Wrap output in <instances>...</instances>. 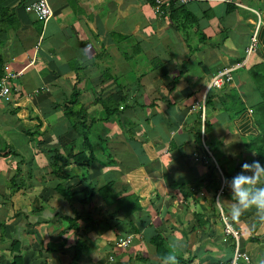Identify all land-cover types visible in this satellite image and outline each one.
Here are the masks:
<instances>
[{"label": "crops", "instance_id": "crops-1", "mask_svg": "<svg viewBox=\"0 0 264 264\" xmlns=\"http://www.w3.org/2000/svg\"><path fill=\"white\" fill-rule=\"evenodd\" d=\"M33 1L0 0V81L15 73L13 99H0V264L17 243L22 264H168L156 233L167 253L179 245L178 261L231 264L234 239L213 198L222 182L248 256L236 264H264V210H243L231 186L243 164L264 168V83L250 71L264 63V0H161V15L154 0H49L46 21ZM221 69L231 79L206 91ZM76 95L73 110L105 133L91 134L85 172L65 167L63 186L80 197L68 202L55 172L63 151L81 147L71 123L81 116L64 113ZM203 100L202 116L192 106ZM126 235L130 246L116 247Z\"/></svg>", "mask_w": 264, "mask_h": 264}, {"label": "trees", "instance_id": "trees-1", "mask_svg": "<svg viewBox=\"0 0 264 264\" xmlns=\"http://www.w3.org/2000/svg\"><path fill=\"white\" fill-rule=\"evenodd\" d=\"M251 73L253 75H257L258 81L261 83H264V63L258 64V65H254L251 67L250 69ZM260 88V93H261V98L262 100L259 102V104L257 105V109L259 111V119H256L257 124L259 125V127L261 128V135L259 136V140H261L262 135L264 134V90L262 92V86L259 85ZM123 101H125V98H122ZM206 103H209V98L207 99V101H205V105ZM77 104V95L73 96L71 98H68L66 100V104H65V116L67 118H69L71 116H74L75 114H80L79 116H81L80 120L78 121H71L72 126L74 127V130H77V132L79 133V136L81 137V147L79 149H75L74 146L70 145V147H68L65 151H63L62 154V158L59 155L58 151L54 152L60 157L61 159V163H56L58 164V167L56 169V174H57V184L55 186V190L56 192L63 198H65L68 202H71L72 200L75 199V197L77 196L73 190H71L70 188H66L63 186L62 183V179L64 178H68L70 176L69 172L65 169L66 166L68 165H73V167L75 169H87V167L90 165L91 162L94 161V153L92 150V144L90 142V134H91V126L87 125L86 123H84V120L86 118V114H83V108H80L79 111L77 110H73V105ZM115 113H107L105 115V117L107 116H112ZM75 118V117H74ZM91 122L93 123L95 121V119L93 117L90 118ZM78 124H80V129L77 128ZM259 155H263L264 154V147L262 146L260 152L258 151ZM71 165V166H72ZM72 167V168H73ZM113 217H115L116 212L111 214ZM76 217V216H75ZM163 237L160 236V234L156 233L151 239H150V243L154 246L155 248V253L156 255H158L160 258L165 257V255H167V248L165 247L164 243H163ZM234 243V242H233ZM84 244V242L82 240L77 239L73 245L74 247V255L78 256L80 253V249L81 246ZM16 248V254L15 256H13L12 258V263L11 264H22L21 262V257L19 256V249H18V243L15 245ZM232 248L234 249V244H232L231 246V251ZM179 264H187L183 259L179 261Z\"/></svg>", "mask_w": 264, "mask_h": 264}, {"label": "built area", "instance_id": "built-area-1", "mask_svg": "<svg viewBox=\"0 0 264 264\" xmlns=\"http://www.w3.org/2000/svg\"><path fill=\"white\" fill-rule=\"evenodd\" d=\"M179 4H183L187 2L188 0H177ZM32 8L36 11L38 18L42 21H46L51 15H52V9L49 4V0H34L32 2ZM154 10L158 14H163L164 11L161 8V0H154ZM255 41V36H252L251 39V45L248 46L247 53L252 49V44ZM231 69H221L216 71L212 77L209 79V83L207 86L206 91H209L211 88H220L224 83L229 81L231 79ZM15 76V73L8 72L5 76L1 78L0 81V99L5 102H10L12 97V89L10 83H8V79ZM199 108L201 110V114L203 116L204 114V100L201 103L196 102L192 108ZM209 153V152H208ZM210 158L213 159L211 153L207 154ZM223 182L221 183L220 187L215 191L214 193V202L218 208V215L224 225V233L227 235H231L234 239V253H233V260L231 264H236V261L240 258H243L244 260L248 261V256L245 253H242L238 250V233L236 230L233 229V227L230 225L227 215L225 214L222 204H221V194L223 191ZM131 243V236H119L114 241V245L118 248H125Z\"/></svg>", "mask_w": 264, "mask_h": 264}, {"label": "clouds", "instance_id": "clouds-1", "mask_svg": "<svg viewBox=\"0 0 264 264\" xmlns=\"http://www.w3.org/2000/svg\"><path fill=\"white\" fill-rule=\"evenodd\" d=\"M248 173H251V175ZM262 180H264V168H261L259 162L256 160L252 164H243L241 173L232 179L231 186L235 198L238 199L239 205L242 206L243 210H248L251 206L264 210V187H257ZM235 212L243 214L240 208L231 211L230 215L234 219L239 218L235 215ZM177 247H179L178 244H173L169 253L165 255L164 259L168 264H179L177 255L175 254Z\"/></svg>", "mask_w": 264, "mask_h": 264}, {"label": "rangeland", "instance_id": "rangeland-1", "mask_svg": "<svg viewBox=\"0 0 264 264\" xmlns=\"http://www.w3.org/2000/svg\"><path fill=\"white\" fill-rule=\"evenodd\" d=\"M147 59V58H146ZM146 59H144V61L145 62H148V59H147V61H146ZM72 118H74V116H71ZM77 128H79L80 129V124H78V127ZM102 134V135H104V131H101L100 129H99V126H97L96 124H94V129L92 128V130H91V134ZM91 134H90V136H91ZM89 136V138L91 139V137ZM95 141H97V140H95ZM105 141V140H104ZM103 142V141H102ZM104 143V142H103ZM103 149H106V146H103ZM105 154H106V152H105ZM91 169H93V168H91ZM80 171H86L85 169H80ZM79 200H80V197H79V194L75 197V199H74V201H78L79 202ZM131 203L133 204V205H135L134 204V200H131ZM118 238V237H117ZM130 246V244L128 245V247ZM127 247V248H128Z\"/></svg>", "mask_w": 264, "mask_h": 264}]
</instances>
